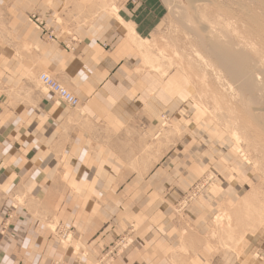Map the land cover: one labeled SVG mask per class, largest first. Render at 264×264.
I'll return each instance as SVG.
<instances>
[{
	"label": "crops",
	"instance_id": "0c3cea01",
	"mask_svg": "<svg viewBox=\"0 0 264 264\" xmlns=\"http://www.w3.org/2000/svg\"><path fill=\"white\" fill-rule=\"evenodd\" d=\"M75 2L94 0H0V264H48L38 246L60 253L38 236L48 232L37 223L42 209L71 229V247L86 255L62 248L65 264H95L104 247L130 230L133 246L114 264H264V256L246 253L251 247L262 254L253 239L234 251L198 255L197 238L184 237L176 221V204L204 170L183 157L180 140L154 143L165 120L181 126L189 94L179 71L162 77L142 67L136 44L160 25L162 0H122V23L110 15L86 26L67 17ZM30 14L51 25L56 40H45ZM46 16L60 22L54 26ZM41 73L79 106L56 104L33 81ZM7 198L26 200L14 208L12 233ZM197 207L185 212L196 232Z\"/></svg>",
	"mask_w": 264,
	"mask_h": 264
},
{
	"label": "rangeland",
	"instance_id": "374dc122",
	"mask_svg": "<svg viewBox=\"0 0 264 264\" xmlns=\"http://www.w3.org/2000/svg\"><path fill=\"white\" fill-rule=\"evenodd\" d=\"M121 1L122 0H106L105 3L107 4V6L110 5L112 7H116V10H118V4ZM203 1L162 0L165 6V16L155 33L151 36L150 40H148V42L145 41V48L143 49H147V47H149L150 49L153 47V52L155 54L156 50L154 49L164 48V50L167 51L168 55H171L174 52L177 55H180L183 59L182 64H184L186 70L185 73H187L189 76L187 77L177 67L169 69V71L166 73V75H168V73L170 72L179 71L182 74L183 79L185 80L183 81L185 83L187 82L186 90L189 94L187 95L186 106H188V109L186 110L181 126L173 125L168 119L162 122L163 128L160 129V132L158 134L159 137L155 136L156 141L154 143L158 144L159 138H163L166 141L167 145L170 144V139H173L174 142L180 140L183 157L188 159L190 158L191 160H197L198 165L201 166L200 168H203L204 170V174L199 177L198 181H196L188 190L187 194H185L186 197L182 198L180 203L176 204L175 206L177 210V214L175 215L177 219L176 221H178L179 224L183 225L184 237L197 238V254L206 255L207 253H213L214 255H217L222 251H234L242 246L243 243L241 242L238 245L233 244L234 242L228 244V242L225 240V236L221 234L216 228L215 219L220 217L223 213H228V215L231 217L230 227L232 228V230L236 229V234L234 235L235 239L236 237H243L244 241L253 239V245L263 246L262 254L257 252L256 250H251V247L246 251L247 255H252L253 257H255V259L259 260L258 258L260 256H264V149L260 148L258 144H254L256 143L254 142V140H257V138L254 137V134H257L255 133L256 129L250 122H247V120L245 119V109L241 105V98L236 97L234 94L235 92H233L236 91V87L238 85L236 83L232 84L233 91H229L226 83L229 84L230 82L227 81L226 83H222L217 80L219 82L218 83L212 72L209 69L205 70L204 66L197 61L195 55L196 52L200 50L197 48V38L192 32V27L194 23L196 24V21L199 22L202 19V21H205L206 23H202L201 21L200 23L205 26H207V22L208 24H217L218 21V27L220 26L224 29L223 26L231 16V18L227 22L229 23L231 21L229 24H232L230 26L234 28H230L228 34H225V37L231 39L232 43H236L240 41L241 33L243 32L242 26L246 29H249V31L251 32H254L253 29L255 30L254 25L250 23V21H247L249 16L251 15L250 13H253L259 19H263L262 23L264 22V6L259 5V3H257V0ZM199 3L201 6H199ZM74 4H76L75 8H71L73 11L67 17L69 19L72 18L73 24L76 26H86L96 17L113 16L108 12V7L104 11H98L100 7L98 9V7L96 8L94 6L96 4V0H94V2H92L91 4H81L76 2L73 3V5ZM192 5L195 6L193 7ZM217 11L219 12V14ZM228 12L229 15L231 14L230 16L228 15ZM200 13L202 14L200 15ZM214 13L216 14L214 15ZM32 15L33 14H30L27 18L29 22V18ZM198 15H200V20ZM203 15L206 19L203 17ZM212 16L216 18L218 17L217 20L216 18L214 20V17ZM46 17V19H50L53 22L55 20V22L53 23L54 26L56 24V21L60 22V18L58 17ZM41 19L42 17L40 16V20ZM233 21L236 24L233 23ZM44 24V31L47 32V35L45 32L43 33L42 29L37 28L34 23H31L33 27L42 32V36L45 40L52 41L49 38L50 34H52V37L54 38L53 41L56 40L58 32L46 22ZM249 25H252L254 28L251 26V30V27ZM201 55L203 56L202 52ZM190 62L192 63V65ZM195 64L197 66H195ZM165 69H168L167 65ZM202 74H206L207 90H205V88L201 86L200 83ZM33 81L37 82L38 77L34 78ZM37 84H39V82ZM212 90H216L220 93L221 96L224 97V102L226 103V105L228 104L227 108L230 107L234 112V114H232L233 117L235 116L239 118L241 123L246 121L247 125L250 126L249 131H247V136L250 139L253 137L254 140H251L252 144L248 142L250 141V139H248V141L246 140L247 142H243L241 144L242 154L236 152L234 148L236 144L232 140L229 133L228 127L232 123L231 119L228 117L230 113L228 115L226 114V111H216L211 100H208V97L204 95V91L206 92V94H208ZM260 103L261 106L259 105L258 107L264 109V100H262ZM56 104L58 103L56 102ZM173 129L176 130V133L168 135V130L170 132ZM256 137L259 136L256 135ZM255 161L257 165H254ZM205 196H208V198H205ZM5 201V220L8 224L6 228L7 230H11L9 232L12 233V230L14 228L13 224L16 221L14 217V208L15 206H21L22 204L24 206V202L26 200L7 198V200ZM196 206H198L197 223L199 228L197 232L194 231L191 227L192 221L188 220L185 215V212L188 208H194ZM204 208L207 211V215ZM2 209L0 207V211ZM26 209L28 210V208ZM44 210L45 209H42V213H39V215L37 216V223L39 226L45 225L48 232L38 231V236L44 241H50L57 244L59 246L60 253H57V255L55 253L50 255L49 253H51L52 250L49 251V248L38 246V256H44L45 258H47V260L49 261L48 264H65L62 248H64V250H71V253L77 258L86 256L77 248L71 247V238L73 237V232L71 231V229L63 227L61 222L57 221L55 216H50L48 219V213H46ZM202 211H204V214H202ZM190 219H192L191 216ZM3 233L4 232L2 231V234ZM28 233L29 232L23 233L22 236H28ZM133 233V230H130L126 234L115 238L112 244L104 247L103 250L98 253V259L95 264H114L113 262H115L133 246ZM227 244L229 246H226ZM245 244L247 245L248 242H246ZM242 247L240 249H242ZM11 249L12 248H7L6 250V255L8 257H10L12 254ZM22 250L24 255L25 248H23ZM40 251H42L43 255L40 254ZM181 253L185 255L190 254V248L182 247ZM41 264L43 263L41 262Z\"/></svg>",
	"mask_w": 264,
	"mask_h": 264
},
{
	"label": "bare ground",
	"instance_id": "6f19581e",
	"mask_svg": "<svg viewBox=\"0 0 264 264\" xmlns=\"http://www.w3.org/2000/svg\"><path fill=\"white\" fill-rule=\"evenodd\" d=\"M201 1H203V0H201ZM105 2H106V0H96V4L94 6L96 8L98 7V9L100 7V9L98 11H104L108 7V12L110 14H112L114 18H116L118 21L121 22L120 18L117 15V10H116L117 8L112 7L110 5L107 6V4ZM257 3H259V5H261V6H264V0H257ZM199 6H201L200 3H199ZM224 10H225V8H224ZM222 11H223V9H222ZM202 13H200V15ZM215 14L216 13H214V15ZM218 14H219V12H218ZM250 14L251 15L249 16L247 21L248 22L250 21V23H252L254 25L255 30L253 29L254 32H251V31H249V29H246L242 26L243 32L241 33L240 41H238L236 43H234V42L232 43L231 39H228L227 37H225V34L227 35L230 28H232V26H230L232 24H229L231 21L229 23L227 22L231 18V16H230L231 14L229 15V12H228V15L230 16V18H228L226 16L228 18V20L226 21V24L223 26L224 29L219 26L221 28V30H220V28L218 27V21H217V24L216 23L208 24V22H207V24H206L207 26L201 24L200 21L202 23H204L205 21L204 22L202 21V19L200 18V15H198V16H199V20L200 19L201 20L199 22L196 21V24L200 23L202 26L200 24L196 25L193 22L195 26L193 25V27H192V32H193L194 36L197 38L196 39L197 48L203 53V56H202L200 51L196 52L195 56H196L197 61L204 66L205 70L209 69L212 72L216 81L218 80L219 82H222V83L223 82L226 83L227 81L230 82L229 84L226 83V85L229 88V91H231V92L233 91L232 84L236 83L238 85L236 87V91H233V92H235L234 94L236 97L241 98V103H242L241 105L245 109L244 110L245 119L247 120V122H250L254 126V128L256 129L255 133H257V134H254V137L257 138V140L260 137V139L258 141L254 140L253 137L251 139L248 138L247 131H249L250 126L247 125L246 121L241 123L239 118L232 116V114H234L233 110L230 107L227 108L228 104L226 105V103L224 102V97L221 96L219 92H217L216 90H212L211 92L206 94V92L204 91V95L206 97H208V100H211V102L214 105V109L216 111H223V112L226 111V114H228V115L230 113L231 116L229 115L228 117L231 119L232 123L228 127L229 133L231 135L232 140L236 144L235 147L234 146L233 147L235 148L236 152L241 153V154H242L241 144L243 142H247L248 139H250V141H248L249 143H251V140H254V142H256L254 144H258L260 148L264 149V140H263L264 139V109L258 107L259 105L261 106L260 102L262 100H264V52H263L264 51V30H263V27H264L263 23L264 22L262 23L263 19H261V18L259 19L253 13H250ZM194 16H197V15H194ZM220 16H221V14H220ZM222 16H224V15H222ZM203 17H204V15H203ZM212 17H214V16H212ZM226 17H225V19H226ZM215 18L216 17H214V20H215ZM217 18H216V20H217ZM220 20H221V18H220ZM233 23H235V22L233 21ZM214 25L217 27H215ZM249 26L251 27L252 25H249ZM252 27H251V30H252ZM230 33H232V32H230ZM187 37H189V36H187ZM228 37H230V36H228ZM230 38H232V37H230ZM132 41L136 43L135 38H132ZM257 41H258V43H257ZM139 42H141V40ZM146 42H148V41H146ZM256 43H257V45H256ZM136 45H137V48L140 51V55L142 57V67L143 68H147L149 71L156 72L157 74L163 76V75H166V73L169 71V69H171L173 67H177L180 69V71L182 73H184L187 77H189L188 74L185 73L186 70H185L184 64H182L183 59L181 58L180 55H177L174 51H173L174 52L173 54L168 55L167 51L164 50V48L163 49H154V50H156V54H155L153 52V47L150 49H149V47H147V49H143V48H145V42L137 43ZM154 46H155V44H154ZM257 46H259V47H257ZM192 63H193V61H192ZM192 63H191V65H192ZM166 65H167L168 69H165ZM195 66H197V65L195 64ZM42 74H44V73H41L38 75V82L40 85H41V83L39 81V76ZM200 83H201V86H203L205 88V90H207L206 74H202V76L200 78ZM222 83H220V84H222ZM60 86H62V85H60ZM219 89H220V87H219ZM45 90L47 92H49L47 89H45ZM55 98H56V96H55ZM233 102H234V100H233ZM174 133H176V130H174V132H169V130H168V135H171ZM256 135H258L259 137H256ZM247 145H249V144H247ZM260 150H259V152H260ZM255 164H256V161H255L254 165ZM215 220H216V228L219 230V232L221 234H223L225 236V240L228 242V244H230L231 242H234L233 244H235V245H238L240 242L243 243V245L245 244L243 237H236V239H235L234 235L236 234V232H235L236 229L232 230V228L230 227L231 226L230 225L231 217L228 215V213L227 214L223 213L220 217H218ZM228 244L226 246H229Z\"/></svg>",
	"mask_w": 264,
	"mask_h": 264
},
{
	"label": "built area",
	"instance_id": "2783aa9c",
	"mask_svg": "<svg viewBox=\"0 0 264 264\" xmlns=\"http://www.w3.org/2000/svg\"><path fill=\"white\" fill-rule=\"evenodd\" d=\"M31 23H34L37 28L42 29L43 33L45 24L40 17L37 15H32L29 18ZM47 35V32H45ZM49 38L53 40L52 34H50ZM39 81L41 85L47 89L49 92L56 96V102L60 105H64L68 108H77L79 106L78 100L67 90H65L62 86H60L57 81L46 74H42L39 76Z\"/></svg>",
	"mask_w": 264,
	"mask_h": 264
}]
</instances>
